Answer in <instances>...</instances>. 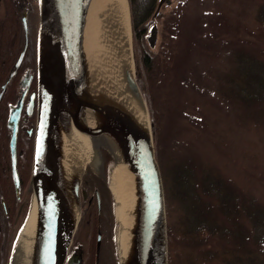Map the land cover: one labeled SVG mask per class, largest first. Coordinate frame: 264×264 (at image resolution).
<instances>
[{
  "label": "trees",
  "instance_id": "trees-1",
  "mask_svg": "<svg viewBox=\"0 0 264 264\" xmlns=\"http://www.w3.org/2000/svg\"><path fill=\"white\" fill-rule=\"evenodd\" d=\"M128 1L137 78L143 80L142 92L149 97L156 157L163 178L169 264H176L177 257H184L185 264H264V163L245 169L243 155H229L238 144L222 136L229 119V139L241 133L264 146V0H248L258 8L257 26L251 27L239 19V12L234 17L227 11L217 21L218 27L212 22L207 26V10L198 19L186 12L191 0ZM36 3L29 0L27 62L35 52ZM2 4L10 13L11 2L3 0ZM167 7L171 9L165 11ZM15 17V35L22 44L21 21ZM213 28H224V38L219 33L215 36L232 54V66L220 69L216 80L205 42L210 34L207 30ZM1 35L12 36L2 29ZM210 36L214 37V32ZM197 53L201 59H196ZM167 84L184 95L177 108L179 117L172 122L166 120L163 108V87ZM215 84L217 90L211 98L206 90L215 89ZM180 138L194 147L196 156L181 160L168 152ZM195 148L202 155L200 159ZM107 159L109 166L112 159ZM106 174L102 177L88 168L85 177L95 182L102 197L106 223L100 264H119L108 167ZM28 197L25 220L12 240L10 259L29 214L32 192ZM97 218L96 206L87 205L76 236L84 249L85 264H95ZM106 254L109 260H104Z\"/></svg>",
  "mask_w": 264,
  "mask_h": 264
},
{
  "label": "water",
  "instance_id": "water-1",
  "mask_svg": "<svg viewBox=\"0 0 264 264\" xmlns=\"http://www.w3.org/2000/svg\"><path fill=\"white\" fill-rule=\"evenodd\" d=\"M90 1L38 0L39 103L30 183L32 201L26 222L15 243L10 264L13 262L18 240L35 205L41 248L37 264H65L81 220L82 193L80 189L83 177L88 168L97 175L106 177L107 167L110 173L109 168L115 163L112 152L106 146L100 145L93 151V158L85 167L82 177L75 179L72 186L67 188L56 173V170L58 174L61 170L59 119L61 123H70L90 137L103 134L113 136L123 158L132 168L137 190L135 233L132 253L124 264H169L165 192L151 123L148 128L139 121L136 105L133 100L125 96L123 91H118V94L115 91H107L99 100H96L86 88L83 33ZM22 23L25 44L16 68L20 67L24 61L30 44L27 12L22 14ZM125 81L142 93L135 70L127 74ZM88 112L100 116L103 122L91 127L85 120ZM15 145L16 131L14 130L12 139L14 154ZM107 156L112 159L109 166ZM15 165L14 156L16 175ZM108 181L110 183V175ZM68 192L80 206L75 230L69 236L64 232L66 224L63 219ZM158 247L161 249L160 253H157ZM100 249L101 234L99 233L96 264H99ZM117 256L118 263L123 264L118 249ZM77 258L75 264H81V258Z\"/></svg>",
  "mask_w": 264,
  "mask_h": 264
},
{
  "label": "bare ground",
  "instance_id": "bare-ground-1",
  "mask_svg": "<svg viewBox=\"0 0 264 264\" xmlns=\"http://www.w3.org/2000/svg\"><path fill=\"white\" fill-rule=\"evenodd\" d=\"M83 46L85 54V84L91 96L99 100L107 91L117 94L123 91L137 107L138 119L148 128L149 114L140 90L129 86L125 79L134 72L135 61L128 0H91L87 10ZM119 91V92H118ZM91 127L103 119L88 112L85 118ZM59 122L60 172L64 185L69 188L80 179L85 167L93 158V151L106 146L114 155L115 163L110 170V190L114 201L117 221L116 247L119 257L129 259L134 242L136 220V194L133 171L123 158L116 140L109 134L90 137L70 123ZM63 219L67 236L75 230L80 206L68 192ZM37 208L33 207L26 227L16 245L12 264H37L40 253V234L37 227ZM158 247L157 253H160Z\"/></svg>",
  "mask_w": 264,
  "mask_h": 264
},
{
  "label": "flooded vegetation",
  "instance_id": "flooded-vegetation-1",
  "mask_svg": "<svg viewBox=\"0 0 264 264\" xmlns=\"http://www.w3.org/2000/svg\"><path fill=\"white\" fill-rule=\"evenodd\" d=\"M2 1L0 0V30H5L7 33L10 31L12 36L9 37L8 35L7 38L0 36V264H10L11 243L14 240L15 233L23 223L22 221L25 220L28 196L31 192L30 183L37 132L39 97L37 36L33 59L27 62L25 57L20 67L16 68L25 44L22 14L27 12L28 19L29 0H8L11 2L10 7L8 6L10 13L7 7L2 4ZM16 15L20 18L23 30L22 44L19 36L15 35ZM20 44L22 45L21 49L19 48ZM14 130L16 131L15 154L12 148ZM14 156L16 158V175ZM85 176L80 189L82 195H85L82 202L81 220L87 210V205L93 208L96 206L98 210L95 244L96 264L98 235L101 234L102 241L103 225L106 221L102 215L103 203L99 188L93 180L86 179ZM77 233L65 264H75L77 257L81 258V264H85L84 249L76 241ZM102 248L101 243L99 264L101 263Z\"/></svg>",
  "mask_w": 264,
  "mask_h": 264
},
{
  "label": "rangeland",
  "instance_id": "rangeland-1",
  "mask_svg": "<svg viewBox=\"0 0 264 264\" xmlns=\"http://www.w3.org/2000/svg\"><path fill=\"white\" fill-rule=\"evenodd\" d=\"M36 4L38 7V0ZM170 9L171 8L167 7L164 10L169 11ZM206 10L208 12L204 16H206L207 18L204 17V20L207 26L210 22H212V25L214 27H218L219 25L217 21L222 20L223 18L222 14H225L226 11L229 13L230 16H234V17H236V14L239 12L238 17L242 22L246 23V25H248L249 27L257 26L255 19H256V16L258 15V8L256 6V3L250 2L248 0H191L189 7L186 9V12L189 14L191 18L195 17L198 19V16L200 17L203 16L202 14L205 13ZM38 24H39V12H38ZM211 31L208 29L207 34L209 33L211 34L214 32V37H211L209 34V37L207 38L205 42L207 46L206 51H208V54L210 55V57H207V58H211L212 60L211 67L214 68V70L212 71L213 72L212 76L214 75L215 77L218 74V71L220 69L227 70L229 67L232 66V54L229 52V49L219 44V41L217 40L215 36V33L216 34L219 33V37L224 38V28L222 30L213 28ZM37 33H38V29H37ZM132 45H133V51H134L135 73L137 77L138 70H137V61H136V49L134 47L133 42H132ZM198 58L201 59L200 55L197 53L196 59ZM207 58L205 59V62ZM207 62L209 61L207 60ZM137 80H138V85L142 91L143 80L140 78H137ZM215 80H216V77H215ZM216 86L217 84H215V89L213 87H210L206 90V93H208L209 96H212L211 98H214V90L215 91L217 90ZM163 93H164L163 96L165 97L163 108L166 113V120H168V122H172L173 119L179 117L180 111L177 108H178V105L184 101V95L180 94V91H178L175 88V86L168 85V84L165 85V87H163ZM142 94H143V97L147 105V109L149 112V119H150L152 132H153L154 125L152 121L153 118L151 116L149 97L143 92ZM226 123L227 125H229L228 124L229 119H226ZM227 125L223 127L224 131L222 133V136H225L228 140H231L233 143L238 144V146L236 145V149L229 152V155L232 156L233 158H236L239 155L240 156L243 155L246 161L245 162L246 164H244L245 169L251 168L252 166H256L255 165L256 163H259V164L264 163V146L261 143H259L257 140H255L254 138L249 139L246 136H241V133H237L238 135H235V139H229L231 137V131L227 129ZM181 138L179 141L177 140L175 144L172 145V147L169 148L168 152L171 153L174 156V158H178L181 160L191 158V156H196V155H193V153L195 154L194 147H192L191 144L189 146V145H186L185 142L183 143L184 140H182ZM193 143H195V141H193ZM196 152H197L198 158L200 159V155H201L199 154L200 152H198L197 149H196ZM113 166L114 164H112L109 169H111ZM109 175L110 173L108 172V176ZM84 197L85 196L82 195L81 204L83 202ZM81 211H82V208H81ZM166 213H167V209H166ZM76 233H77V230H76ZM115 240H116V229H115ZM101 243L103 247L104 237ZM106 258L107 260H109L107 254L104 256V260ZM183 258L181 259L177 257L176 258L177 263L185 264L186 260Z\"/></svg>",
  "mask_w": 264,
  "mask_h": 264
}]
</instances>
